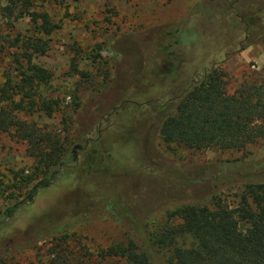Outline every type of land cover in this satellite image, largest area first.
Returning <instances> with one entry per match:
<instances>
[{"label": "rangeland", "instance_id": "1", "mask_svg": "<svg viewBox=\"0 0 264 264\" xmlns=\"http://www.w3.org/2000/svg\"><path fill=\"white\" fill-rule=\"evenodd\" d=\"M34 5L38 10L46 8L60 26L45 38L47 53L35 58L53 74L49 86L42 87L43 96L60 107L50 116L33 108L22 119L59 133L66 120L68 138L76 121L78 131L91 140L75 168L60 173L51 187L41 190L32 204L22 206L0 229V239L13 240V230L24 231L28 220L44 211L50 224L64 226L57 241L23 248L14 240L17 248L0 253L4 264H47L56 250L74 261L78 246L95 256L133 237L137 224L125 216L79 220L74 207L59 208L69 203L89 204L79 185L82 176L97 173L126 179V199L144 212L142 229L147 237L165 222L169 211L183 205L210 206L214 196L236 204L244 178L260 170L255 167L264 161V146L251 145L240 152L167 148L157 125L165 109L150 105L183 94L195 72L228 55L220 65L228 93L244 80L261 78L264 0H35ZM13 27L14 34L27 35L33 24L25 16L13 22ZM11 51L0 55V86L3 72L12 71ZM75 64L81 75L75 74ZM91 123V129H86ZM113 139L119 151L128 155L132 146L118 144L137 140L136 150L147 152L155 168L145 175L136 174L133 161L102 154ZM137 151L134 156L141 158ZM31 165L25 144L10 134H0V186L9 184L10 171ZM6 195L0 192V213L14 203ZM169 254L156 253L158 264H167Z\"/></svg>", "mask_w": 264, "mask_h": 264}, {"label": "trees", "instance_id": "2", "mask_svg": "<svg viewBox=\"0 0 264 264\" xmlns=\"http://www.w3.org/2000/svg\"><path fill=\"white\" fill-rule=\"evenodd\" d=\"M34 3L35 0H7L3 4L0 0V55L13 50L12 71L3 72L0 86V134H10L25 144L27 156L32 160L28 169L10 171L9 184L0 186L1 195L7 193L5 198L14 201L0 213V229L14 219L22 206L32 204L41 190L51 187L60 173L75 168L79 154L91 140L78 131L76 121L68 138L66 120L59 133L22 119V115L33 108L50 116L60 107L42 93V87H48L52 80V72L35 62L36 56L48 51L45 38L60 26L53 22L46 8L35 9ZM25 16L32 22L33 29L27 35L14 34L13 22ZM229 57L195 72L183 94L150 105L153 109H165L157 125L159 137L167 148L177 145L195 151L216 148L240 152L251 145L264 146V71L261 78L244 80L230 94L226 89V74L220 66ZM76 66H73L75 74L81 75ZM93 123L86 125V129H91ZM113 141L116 140H108L102 154H118L127 163L133 161L136 174L145 175L155 168L147 152H142L141 148L136 150L137 140L118 144L132 146L129 155L119 151ZM135 150L141 152V158L134 156ZM255 168L260 170L244 178L235 205L215 196L210 206L183 205L169 211L165 222L150 231L148 237L142 229L144 212L132 207L126 199V179L97 173L82 176L79 185L89 204L72 206L69 203L59 208L74 207L79 220L102 215L125 216L137 224V231L133 230V237L128 236L124 242L103 249L95 256L78 246L74 261L69 260L67 253L59 256L56 250L47 264H158L156 253L161 251L170 253L167 264H264V161ZM25 189H28L26 195H19ZM21 196L23 198L19 199ZM25 227L24 231L13 230V240L0 239V253L17 248L15 242L24 248L49 239L57 241L64 228L59 223L50 224L44 211L29 219ZM10 240L13 242L7 244ZM95 257L99 258L97 262ZM0 264H4L1 254Z\"/></svg>", "mask_w": 264, "mask_h": 264}]
</instances>
